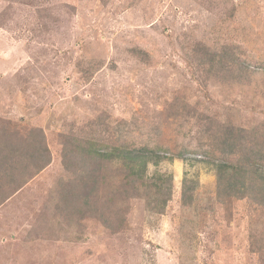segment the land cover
Returning <instances> with one entry per match:
<instances>
[{"label": "rangeland", "instance_id": "obj_1", "mask_svg": "<svg viewBox=\"0 0 264 264\" xmlns=\"http://www.w3.org/2000/svg\"><path fill=\"white\" fill-rule=\"evenodd\" d=\"M193 43L233 47L250 79L208 78ZM207 120L264 126V0H0V125L40 129L50 151L0 204V264H264V206L218 198ZM89 130L166 152L147 168L172 176L162 214L132 199L106 226L102 191L81 212L62 145Z\"/></svg>", "mask_w": 264, "mask_h": 264}, {"label": "trees", "instance_id": "obj_2", "mask_svg": "<svg viewBox=\"0 0 264 264\" xmlns=\"http://www.w3.org/2000/svg\"><path fill=\"white\" fill-rule=\"evenodd\" d=\"M192 46L189 50L192 64L208 68V78L225 80V84L245 83L250 79L252 73L244 62L234 58L233 47L211 49L200 43H193ZM130 52L142 62L147 58L142 51ZM117 129L115 132L122 134L119 128ZM204 130L211 139L204 154L216 161L213 165L218 198L249 199L264 206V126L244 129L229 121L214 123L213 120H207V128L204 127ZM97 131L89 130L84 137L65 135L62 145L63 165L76 174L78 182L74 185L75 189H79L77 191L80 195L83 190L86 192L81 212H88L93 192L102 191L106 194L102 211L110 212L111 209H116L113 214L115 221L120 219L119 207L127 208L126 202L132 199H144L150 211L162 214L171 197L172 176H149L147 168L148 165H156L165 160L166 152L159 147H137L133 141H125L121 135L116 138L107 135L106 138ZM49 163L50 151L40 129H29L27 135L20 136L7 125L1 124L0 204L31 181ZM111 165L117 168L109 177L106 170L110 172ZM116 176L121 177V181H113L112 184L111 179ZM197 186V182L183 179V205L191 203ZM65 198L66 195H63L64 202ZM119 202L122 204L118 205ZM109 212H105L104 218L101 219L106 226L111 224L109 220L112 221L113 218Z\"/></svg>", "mask_w": 264, "mask_h": 264}]
</instances>
